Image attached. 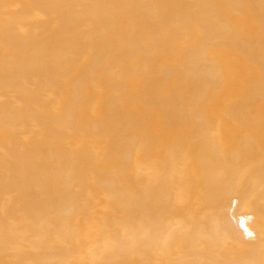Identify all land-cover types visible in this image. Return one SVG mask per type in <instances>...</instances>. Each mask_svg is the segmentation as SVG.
Here are the masks:
<instances>
[{
  "label": "bare ground",
  "instance_id": "bare-ground-1",
  "mask_svg": "<svg viewBox=\"0 0 264 264\" xmlns=\"http://www.w3.org/2000/svg\"><path fill=\"white\" fill-rule=\"evenodd\" d=\"M0 264H264V0H0Z\"/></svg>",
  "mask_w": 264,
  "mask_h": 264
}]
</instances>
